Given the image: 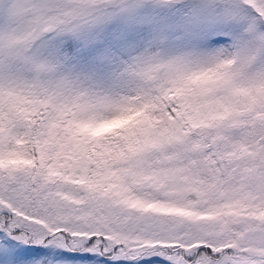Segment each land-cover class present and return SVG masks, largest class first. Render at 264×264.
I'll return each mask as SVG.
<instances>
[{
  "label": "snow or ice",
  "instance_id": "1",
  "mask_svg": "<svg viewBox=\"0 0 264 264\" xmlns=\"http://www.w3.org/2000/svg\"><path fill=\"white\" fill-rule=\"evenodd\" d=\"M0 264H264V0H0Z\"/></svg>",
  "mask_w": 264,
  "mask_h": 264
}]
</instances>
